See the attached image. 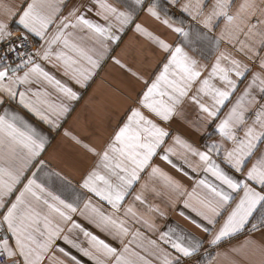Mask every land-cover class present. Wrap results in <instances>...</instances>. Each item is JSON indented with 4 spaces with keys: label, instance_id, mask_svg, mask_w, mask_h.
I'll return each mask as SVG.
<instances>
[{
    "label": "snow or ice",
    "instance_id": "1",
    "mask_svg": "<svg viewBox=\"0 0 264 264\" xmlns=\"http://www.w3.org/2000/svg\"><path fill=\"white\" fill-rule=\"evenodd\" d=\"M92 2L96 6L95 15L106 24L87 18L85 11L91 12V7L85 11L73 7L67 15H61L66 0H28L19 9L0 0V45H7L0 48V107L6 102L4 97L18 100L23 108L52 129L62 127V121L74 110L70 103L64 101H78L80 93L57 79L37 60L61 68L63 75L81 88L88 86L102 61L108 58L132 76L143 80L139 73L119 58L110 56L112 45H118L121 39L117 32L122 33L125 26L132 23V14L121 11L108 0ZM166 2L169 6L178 7L181 13H187L193 20L199 19L207 31L185 30L182 22L175 24L168 18V9L162 8L159 0H134L137 8L146 9L148 14L183 37V45L194 49L198 42L214 41L218 47L222 40L227 39V43L234 47L238 45L237 51L258 69L254 71L249 64L232 57L230 53L221 52L209 76L200 80L198 89L199 93L211 98L212 106L202 103L197 96L191 97L201 112L206 114L205 121L211 122L219 117L222 107L235 94L238 82L252 74L244 91L215 126L214 131L221 138L220 142L207 143L205 150H200L180 136L173 138L174 143L184 150L181 155L183 163L193 172L202 171L203 177L196 181L189 192L153 164V159L159 156L162 161L183 172V168L170 158L176 155L173 147L165 148L160 153L170 133L156 119L169 121L176 113V106L189 96L192 84L201 77L198 62L183 45L173 46L136 24L137 32L153 40L168 54L167 63L159 75L150 84L144 80L146 91L138 100L139 106L130 108L125 122L100 151L67 129L64 131L65 136L99 157L100 164L109 173V176H105L93 170L84 178L81 186L107 202L113 212L105 213L89 201L80 214L88 212L90 222L113 239H118L123 248L118 250L72 221L70 213L78 210L75 204L61 199L47 187L51 177L63 180L59 172L48 171L45 161L40 159L46 150L48 138L23 117L2 107L0 264H81L75 255L63 247L53 251L56 240L64 231L57 217L62 222L72 221L69 232L79 229L83 234L87 247L67 235L63 236V240L93 264H109V261L112 264H153V260L155 264H185L186 259L197 257L204 249V240L184 229L169 227L167 231L159 233V241L147 240V247L137 243L136 247L144 249L147 256L131 248L133 242L144 239L139 230L131 233L132 241L124 243L130 235V228L127 219H121L117 213L135 184L141 180V174L148 169L150 178L160 179L175 194L176 199L172 203L186 197L183 200L184 208L190 209L199 219L185 215L183 211L180 215L209 237L207 243L210 247H219L228 238L245 231L248 233L246 239L229 252H217L215 256L208 253L198 264H264V240L258 241L252 237V233L256 232L264 236V0H241L235 5V10V0H213L211 7L208 0ZM161 11L165 16H161ZM221 19L224 28L220 35H209L216 26L213 22ZM14 24L24 31L14 32ZM29 35L44 42L31 53L27 50L31 44ZM88 41L92 44L89 45ZM10 56L13 57L11 61ZM22 69L23 75H19ZM214 78L219 79L222 87L212 82ZM33 84L41 87L33 89ZM45 84L59 93L63 100L53 101L51 93L43 87ZM141 109H146L156 119L145 115ZM250 112H254L251 124L246 115ZM241 130L242 136L238 134ZM227 143L231 147H226ZM189 156L197 159L192 161ZM222 163L231 172L222 167ZM34 167L36 171H31ZM28 172H31L30 176H26ZM184 174L187 175V172ZM21 184L22 188L16 194L17 186ZM142 187L147 188V184ZM197 188L207 190L208 195L198 196ZM153 191L156 190L153 188ZM14 194L15 198L11 199ZM134 199L141 204L146 203L140 193ZM148 209L164 215L158 206L149 205ZM123 215L155 230V224L139 215L132 205L124 207Z\"/></svg>",
    "mask_w": 264,
    "mask_h": 264
},
{
    "label": "crops",
    "instance_id": "2",
    "mask_svg": "<svg viewBox=\"0 0 264 264\" xmlns=\"http://www.w3.org/2000/svg\"><path fill=\"white\" fill-rule=\"evenodd\" d=\"M4 2L19 9L24 6L28 0H4ZM108 2L121 11L130 12L133 16L132 23L126 25L122 33L117 32V34L121 36V39L118 45H112L110 56L119 58L123 63L128 65L129 68L139 73L140 76L143 77V80L132 76L130 72L115 64L111 58H108L102 61L101 67L97 70L93 79L89 81L88 86L81 88L69 77L63 75V70L61 68H54L49 62L37 60L38 63H41V65L57 79H60L80 93L81 98L78 101H64L65 103H70L74 110L66 120L62 121V127L59 130L52 129L27 109L23 108V106L18 103V100H8L7 97H4L6 102L2 107H7L9 111L15 112L23 117L48 138L46 150L42 153L40 159L45 161L48 171L54 170L59 172L63 180L57 177H51L48 179L47 187L55 195L60 196L61 199L75 204L78 210L75 213H70L72 221H75L84 229L104 239L111 246L121 250L123 245L120 241L118 239H113L108 233L102 232L91 223L90 219L87 218L89 215L88 212H85V215L80 214L81 211L84 210L85 203L89 201L93 206L105 213L113 212V209L107 202L101 200L99 197L95 196L94 193L89 192L81 186L84 178L93 170L105 176H109V173L100 164L99 157L87 151L82 145L76 144L70 137L65 136L64 131L67 129L72 134L78 136L84 143L100 151L113 136L114 132L118 130V127L125 122L130 108L139 106L138 100L143 92L146 91L144 80H147L150 84L151 81L159 75L163 70V65L167 63L168 54L162 51L153 40L137 32L135 30L136 24H140L154 36L163 39L173 46L178 44L183 45V37L179 36V34L172 31L161 21L156 20L148 14L146 9L137 8L134 4V0H108ZM159 2L162 8L168 9V18L175 24L180 25L182 22V26L185 30L200 29L207 31L203 29V25L199 22V19L193 20L187 13H181L178 7L169 6L166 0H159ZM184 2H187V0H181V3ZM212 2L213 0H208L209 7H211ZM240 2L241 0H235L233 10H235V5H238ZM73 7H80L81 11H85L88 7H91V12L85 11L87 18L97 23H107L95 15L96 6L92 0H66V6L63 7L61 15H67L69 10ZM161 16H165L163 11H161ZM113 23L115 22L113 21ZM213 23L216 26L209 35L219 36L224 28V21L221 19ZM52 27L55 28V25ZM12 30L14 32L24 31L22 27L15 24L12 25ZM113 31L115 32L117 30L113 29ZM25 34L27 35V33ZM79 34L83 35L84 33ZM29 38L33 40L36 49L44 43L38 37L29 35ZM241 39H243V37H241ZM87 43L89 45L92 44L91 41ZM183 46L188 54L198 62L199 70L201 71V77L192 84L189 96L183 98L182 102L176 106V113L167 122L159 121L146 109L141 110L145 115L156 119V122L170 133V136L166 138L165 144L159 151L162 154L165 148L170 146L173 147L176 151V155L170 158L179 167L183 168V172L178 171L176 168L162 161L159 156L153 159V164L158 165L164 172L178 181L187 191L191 192L196 185V181L201 179L204 174L202 171L193 172L187 164L183 163L181 155L184 150L174 143L173 138L175 136H180L183 140L200 150H205L204 145L207 143L213 141L220 142L221 138L214 131L215 126L219 123L220 119L225 117L235 103L236 98L244 91L251 80L252 74L249 73L246 79L238 82V88L235 94L225 103V106L222 107L219 117L211 122L205 121L204 117L206 114L202 113L199 106L191 99L192 96H197L202 103L209 107L212 106L213 101L211 98L198 92L200 80L209 76L212 66L215 64L221 52L230 53L232 57L241 60L245 64H249L254 71L258 69L256 65L252 64L243 54L237 51L238 45L234 47L232 44L227 43V39L222 40L218 47L214 41L198 42L194 46V49L186 45ZM23 71L22 69L18 74L23 75ZM233 79H235L234 76ZM212 82L218 87H222L218 78H214ZM31 87L37 89L40 88L41 85L33 84ZM43 87L51 93V99L53 101L63 100V97L48 85L45 84ZM20 90H23V88ZM2 107H0V114H2ZM246 115L248 116V123L251 124L254 118V112L247 113ZM238 134L242 136L243 131L241 130ZM225 146L231 147V144L227 143ZM214 158H216L218 162H221L218 157ZM189 159L195 161L197 158L189 156ZM221 166L231 172V169H228L223 163ZM31 171H36V168H32ZM149 172L150 169L141 174V180L135 184L132 193L126 197L123 207L120 212L117 213L121 219H127L130 228V235L125 238L124 243L132 241L131 233L137 230L143 234V240H137L131 244L133 250L140 252L141 255L147 256L144 249L136 247L137 243H143L145 247H147V240L159 241V233L167 231L169 227L178 230L184 229L204 240V249L202 252L198 254L197 257L185 260V264H198V261L208 253H210L211 256H215L217 252H229L231 248L240 245L246 239L248 233L245 231L237 234L235 237L226 239L219 247H210L207 243L209 237L180 215V212L183 211L185 215L191 216L197 220L199 219L190 209L184 208L183 200L186 197H181L179 200H176L175 203H172V200L176 199L175 194L171 193L160 179L150 178ZM184 172H187V175H185ZM30 175L31 172L26 173V176ZM236 175L238 176L239 174ZM209 179L213 180L211 176H209ZM24 182L26 183V180ZM213 182L215 181L213 180ZM144 184H147V188L142 187ZM20 188H22V184L17 186L16 194H18ZM153 188L156 191H153ZM196 192L200 197L208 195L207 190L202 188H197ZM137 193L143 195L146 201L145 204H141L134 199ZM157 193H159V195H157ZM14 198L15 194L11 199ZM128 205H132L139 215L144 216L154 223L156 226L155 230H150L142 223H136L131 218H125L123 215L124 207ZM149 205L158 206L164 215L161 216L159 213L150 212L148 209ZM45 211H47V209H45ZM56 219L61 223L64 231L61 233V237L56 240L53 251L55 252L56 248L63 247L72 255H75L81 261V264H93L87 257L82 256L77 249L71 248L70 245L65 244L63 240V236L67 235L70 239L76 240L81 243L82 246L87 247L86 238L79 229H73L69 232L68 229L71 228L72 221L62 222L59 221L58 217ZM252 237L258 241L264 240V236L259 232L252 233ZM56 255L63 259L59 252H56ZM147 258L153 259L152 257ZM220 259L223 261V257ZM109 264H112V261H109ZM153 264H155L154 260Z\"/></svg>",
    "mask_w": 264,
    "mask_h": 264
},
{
    "label": "built area",
    "instance_id": "3",
    "mask_svg": "<svg viewBox=\"0 0 264 264\" xmlns=\"http://www.w3.org/2000/svg\"><path fill=\"white\" fill-rule=\"evenodd\" d=\"M29 40L31 41V44L28 46L27 50H28V52L31 53V52H34L36 50V48H35L33 40L31 38H29ZM6 46L7 45H0V48L6 47ZM9 60L10 61L13 60V57L10 56ZM14 62L18 63L19 61H14Z\"/></svg>",
    "mask_w": 264,
    "mask_h": 264
}]
</instances>
